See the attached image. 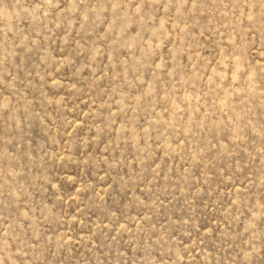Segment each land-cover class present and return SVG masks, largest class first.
<instances>
[{
  "label": "rangeland",
  "instance_id": "374dc122",
  "mask_svg": "<svg viewBox=\"0 0 264 264\" xmlns=\"http://www.w3.org/2000/svg\"><path fill=\"white\" fill-rule=\"evenodd\" d=\"M0 264H264V0H0Z\"/></svg>",
  "mask_w": 264,
  "mask_h": 264
}]
</instances>
